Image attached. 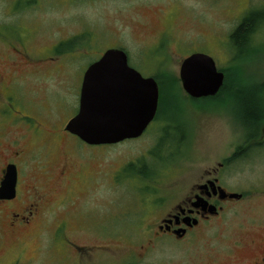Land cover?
Returning a JSON list of instances; mask_svg holds the SVG:
<instances>
[{"label": "rangeland", "instance_id": "1", "mask_svg": "<svg viewBox=\"0 0 264 264\" xmlns=\"http://www.w3.org/2000/svg\"><path fill=\"white\" fill-rule=\"evenodd\" d=\"M38 1L15 16L5 12L0 1L2 25H11L18 17L13 44L18 54L0 43V59L10 61L14 56L18 77L11 92L0 98V121L13 128L7 121L14 111V137L27 135L25 156L33 160L28 163L34 176L31 193L46 194L37 215L14 234L5 224L4 208L0 264H172L173 259L180 260L190 241L156 235L153 228L172 210L183 186L194 181L202 167L222 157L219 138L227 129L224 116L240 113L238 94L249 91L254 82H264V28H260L261 48L229 38L240 16L263 8L264 0ZM113 47L123 48L128 63L143 76L166 64L178 77L185 56L208 54L217 68L225 70L226 84H234L236 90L215 101L195 103L182 88L167 86L163 95L170 106H162V117L153 119L139 138L87 145L63 126L76 113L87 65ZM254 51L259 55L253 57ZM184 116L187 139L177 143V130H170L169 141L159 145L167 121H183ZM11 138L1 136L3 146ZM49 157L47 175L36 176L35 164L44 166ZM129 163L135 166L130 168ZM224 175L229 186L246 198L223 203L220 216L206 226L214 234L206 248L229 247L234 240L245 242L264 233V222L255 225L257 219H264V169L230 168ZM256 249L243 246L231 264ZM195 261L187 258L186 263Z\"/></svg>", "mask_w": 264, "mask_h": 264}, {"label": "flooded vegetation", "instance_id": "2", "mask_svg": "<svg viewBox=\"0 0 264 264\" xmlns=\"http://www.w3.org/2000/svg\"><path fill=\"white\" fill-rule=\"evenodd\" d=\"M0 1L5 6L4 11L14 13V16L19 12L34 7L39 2L38 0ZM253 10L248 11L241 17L238 25L230 33L232 36L229 35V37H231L232 42H236L234 39L235 31L239 26L246 23L248 19L252 18L254 20L247 30L244 44L249 48L255 49L262 47L260 28H264V7L261 10ZM17 21L18 17L14 19V23L11 25H2L0 23V31L2 32V35L0 34V43L7 44L11 48L13 55L14 53L18 54L14 51L13 45ZM11 38L12 41H10ZM8 41L10 42L8 43ZM61 44L62 42L57 43L55 46H60ZM255 54H257L255 51L254 53L252 52L253 57L259 55ZM24 58L27 60L26 57ZM14 67V56L10 61L0 59V98L10 93V89L14 88L18 80ZM253 84L255 83L251 84L252 86L249 91L254 94L256 117L247 119L241 113L232 116L223 115L227 129L220 137L222 157L215 164L202 167L196 174L195 180L183 186L181 194L173 203L172 210L163 215L160 222L154 228L153 232L156 235L161 233L170 236L176 241H190L189 244L184 245L186 253H184L180 260L173 259L172 264H231L233 263L231 262V258L236 257L238 250L243 246L252 248L256 246L257 249L245 260L237 264H264V233L257 237L249 238L245 242L234 240L233 245L229 247L206 248L208 245L207 240L210 236L214 235L208 232L209 228L206 226H210L211 221L220 216L223 210V203L228 200L242 202L246 198L244 192L236 191V189H232V186H229L224 175L225 171L230 168L236 170L264 169V82H260L257 85ZM226 87H228V93L236 90L234 89L236 87L234 84H227ZM227 94H224V96ZM177 120L174 121L175 127L177 126V135L186 137V131L184 130H186L185 124L187 122L181 120L178 124ZM7 122L13 128H6L4 126L5 123L0 121V137L8 134L12 135V138L7 142L4 140V143H7L8 146H3V139H0V187L4 183L8 166H13L16 174L15 194L12 198H7L2 197L3 194L0 192V225L2 226V212L5 208L7 209L5 224L9 233L14 234L19 228L27 226L33 220L34 216L38 213L39 204H42L46 200V194L40 193L37 196L34 192L31 193L29 183H32L34 176L31 174L32 170L28 167L30 166L28 163L33 160L31 157H28L29 154L25 156V151L28 147L27 135L23 134L16 136L17 138L14 137V123H16L14 122V111L13 117ZM6 129L7 131L3 132ZM3 151L5 152L3 153ZM3 154H6V156ZM49 159L50 157L45 161L44 166H41V163L35 164L36 167L38 166L37 170H35L36 176L38 174L47 175L50 169L49 165H51L48 164ZM60 174L63 177L64 173L60 172ZM75 176L77 177V175ZM35 188L36 186H33V189ZM220 188L226 192V196L223 199L220 198ZM231 192L241 193L242 195L238 198H230L228 194ZM186 217H190L191 226L186 227L184 224L183 219ZM263 222L264 219H257L255 225L259 227ZM178 228H185V231L180 236H176L174 233ZM148 239L152 241L151 238L148 237L146 240ZM143 248L141 250L142 254H144ZM187 258H196V261L186 263Z\"/></svg>", "mask_w": 264, "mask_h": 264}, {"label": "water", "instance_id": "3", "mask_svg": "<svg viewBox=\"0 0 264 264\" xmlns=\"http://www.w3.org/2000/svg\"><path fill=\"white\" fill-rule=\"evenodd\" d=\"M179 77L184 91L199 98L216 94L224 74L210 56L197 52L183 59ZM157 101L158 86L154 78L143 77L130 67L124 50L110 48L85 70L78 110L67 121L65 130L90 145L136 138L153 119ZM15 179V168L8 166L0 187L2 197L14 196Z\"/></svg>", "mask_w": 264, "mask_h": 264}, {"label": "trees", "instance_id": "4", "mask_svg": "<svg viewBox=\"0 0 264 264\" xmlns=\"http://www.w3.org/2000/svg\"><path fill=\"white\" fill-rule=\"evenodd\" d=\"M254 19L250 18L246 21V23L242 24L241 26L238 27V29L235 31L234 33V39L237 43H239L240 45H244V41L246 39L247 36V30L248 28L251 26L252 22ZM163 67H165V64H160V68L158 69L159 71H157L156 73L153 74V77L156 79V81L159 84V89H160V93L161 96H159V110L157 113V117L160 116L159 113H161L162 110V106L165 105L166 107H169V99L168 101L165 99V94L163 95L164 91H166V87L170 86V87H178L179 84V80L177 77L173 76L171 73H166L164 72ZM163 69V70H162ZM225 72V70H224ZM227 83V78H226V72H225V81L224 84ZM229 83V80H228ZM227 89L228 87H226V85H223L221 87L220 90V94L218 93L216 96L214 97H206V98H202L203 101L205 100H212V99H219L220 97H223L224 94H227ZM253 92L250 91H241L238 96H239V105H240V113L247 119H253L256 117V104L254 101V96H253ZM161 97V98H160ZM192 102H199L198 100H190ZM201 107H199L200 109ZM205 109V108H204ZM168 124L165 125V130H164V136L161 137L159 139L160 143L159 145L166 143L169 141V139L167 138L171 133L170 130L176 129L177 130V126L175 127L174 122H167ZM169 129V130H168ZM167 136V137H166ZM185 137H180V139H184ZM162 142V143H161ZM130 168H133L135 165L133 163H129L128 165Z\"/></svg>", "mask_w": 264, "mask_h": 264}]
</instances>
